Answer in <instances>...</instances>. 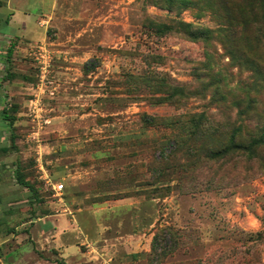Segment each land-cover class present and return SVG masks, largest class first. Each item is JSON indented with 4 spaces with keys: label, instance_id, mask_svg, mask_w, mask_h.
<instances>
[{
    "label": "rangeland",
    "instance_id": "obj_1",
    "mask_svg": "<svg viewBox=\"0 0 264 264\" xmlns=\"http://www.w3.org/2000/svg\"><path fill=\"white\" fill-rule=\"evenodd\" d=\"M179 1L57 0L18 60L0 51V264H264V148L210 156L238 124L254 132L234 102L264 111L240 53L264 65L260 1L246 29L218 0ZM175 19L213 38L152 27Z\"/></svg>",
    "mask_w": 264,
    "mask_h": 264
},
{
    "label": "trees",
    "instance_id": "obj_2",
    "mask_svg": "<svg viewBox=\"0 0 264 264\" xmlns=\"http://www.w3.org/2000/svg\"><path fill=\"white\" fill-rule=\"evenodd\" d=\"M259 8L261 14L258 16L256 21H259V26L256 29L260 38L264 40V0H259ZM173 2V0H170ZM215 3V2H214ZM179 7H193L195 1L193 0H180L178 2ZM219 13L226 14V22L228 25L233 27H242L243 29L249 28L251 26V21L247 17V10H252L253 4L249 0H218ZM168 10L172 7L170 4ZM215 7L216 4H215ZM251 12V11H250ZM178 16V15H177ZM174 24L165 23H152V27L159 31L160 34L168 33L169 31L177 30L182 32L184 35L188 36L193 40L207 42L213 38V31L202 27L194 26L190 22H185L180 19H175ZM249 41V40H248ZM244 51H240L245 57L244 62L256 73L258 74L262 81L264 82V65H262L259 59L255 56L254 50L251 43L245 45ZM216 75V74H215ZM215 75H212L213 80ZM218 80V79H217ZM221 80V79H220ZM216 92H218V85L216 86ZM247 100L245 108L241 109L242 100L234 102V106L238 108V117L242 120H251L256 117L258 123L254 127V132L246 135L243 134V125L238 124L230 130L229 135L223 141L210 150V156L213 158H233L246 156L247 158H255L258 156V151L264 148V111L258 112L257 99H252L247 92ZM3 115L5 110L3 109ZM203 119L205 115L200 113L198 119L191 122L194 125L192 134L196 132L199 133V127L203 125ZM190 127V126H189ZM197 130V131H196ZM18 184L29 187L28 183L20 176L17 177ZM63 264V263H60Z\"/></svg>",
    "mask_w": 264,
    "mask_h": 264
},
{
    "label": "crops",
    "instance_id": "obj_3",
    "mask_svg": "<svg viewBox=\"0 0 264 264\" xmlns=\"http://www.w3.org/2000/svg\"><path fill=\"white\" fill-rule=\"evenodd\" d=\"M56 3L57 0H0V51L6 48L8 50V52L6 51L7 57H11V55L16 53L15 60H18V54L22 50L20 47L22 41L36 30L37 25L35 24L40 19H44L47 16L52 18V8ZM3 24L6 26L5 29L1 27ZM14 47H17V49L14 50ZM5 63L6 61L0 60V69L6 66ZM15 83L12 80V86L11 84L10 86L16 88L17 85ZM3 86L6 85L1 84L0 81V117H2L4 109L1 106ZM49 216L47 214L42 218L48 219Z\"/></svg>",
    "mask_w": 264,
    "mask_h": 264
},
{
    "label": "built area",
    "instance_id": "obj_4",
    "mask_svg": "<svg viewBox=\"0 0 264 264\" xmlns=\"http://www.w3.org/2000/svg\"><path fill=\"white\" fill-rule=\"evenodd\" d=\"M39 23L42 25V24H44V20H39ZM39 48V51H42L43 53H45V49H44V47L43 46H39L38 47ZM44 56V55H43ZM42 59V58H41ZM39 62H41V66H40V68H41V70H45V68L47 67V65H46V63H45V61H42V60H40ZM51 184V187H52V189L54 190V191H57V192H59L61 189H62V184H53V183H50Z\"/></svg>",
    "mask_w": 264,
    "mask_h": 264
}]
</instances>
